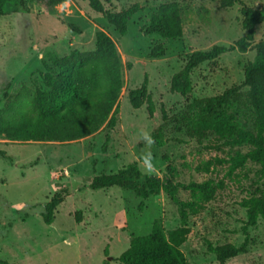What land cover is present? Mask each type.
<instances>
[{
  "label": "rangeland",
  "instance_id": "1",
  "mask_svg": "<svg viewBox=\"0 0 264 264\" xmlns=\"http://www.w3.org/2000/svg\"><path fill=\"white\" fill-rule=\"evenodd\" d=\"M221 0H111L105 7L113 12L135 5L140 10L129 22L128 34L121 36L102 14L91 9L87 0H68L46 7L41 1L27 0L28 12L9 13L0 17V110L7 101L5 90L14 97L23 86L34 90L41 85L37 70L49 52L60 56L72 50L91 51L96 47V32H106L115 42L125 65V86L120 99L117 124L103 128L94 136L69 144L20 143L0 136V260L9 264H122L119 256L129 248L133 237L147 235L155 221L168 232L179 226L177 206L162 193L144 201L127 190L110 188L91 190L89 181L101 174H114L131 163H137L146 174L142 157L150 152L157 172L162 177L170 167V175L181 183L225 179V189L204 210L190 219L191 234L182 247L188 264H216L208 252L214 246L244 241L246 210L241 201L253 194H264V173L258 164L249 162L230 180L226 166L215 173H197L195 167L219 156L251 147L213 149L215 136L199 142L178 131L172 120L163 121V111L171 119L187 112L196 99L213 98L244 82V67L256 52L238 50L220 56L214 62L194 69L192 92L183 97L171 91V82L198 50L208 51L215 45L231 46L245 36L242 27V4L260 9L264 0H241L233 8H222ZM178 3L183 10L184 35L179 40L146 36L143 29L160 5ZM79 29L72 30L71 26ZM264 40V23L256 27L253 45ZM156 45L166 49L161 58L150 53ZM148 82L150 98L155 106L150 116L148 104L140 109L131 106L128 94ZM37 81V83H34ZM246 91V88H242ZM163 127L167 144L158 148L141 140V132ZM248 129L256 132L252 115ZM110 136L106 151L103 145ZM179 139L181 142L174 141ZM148 175V174H147ZM67 189L66 201L55 212L52 225L43 220L45 206L56 191ZM183 200L187 192H180ZM81 213L77 223L76 213ZM251 247L228 264H264V221L247 230ZM112 258L111 260L109 259Z\"/></svg>",
  "mask_w": 264,
  "mask_h": 264
},
{
  "label": "trees",
  "instance_id": "2",
  "mask_svg": "<svg viewBox=\"0 0 264 264\" xmlns=\"http://www.w3.org/2000/svg\"><path fill=\"white\" fill-rule=\"evenodd\" d=\"M27 0H0V17L9 13L28 12ZM46 7L59 5L68 0H37ZM77 1V0H71ZM91 9L113 25L121 36L128 34L129 22L140 10L135 5L125 11L113 12L105 7L111 0H87ZM241 0H221L222 8H233ZM242 27L245 36L235 45H215L208 51L198 50L186 58L183 69L174 75L171 91L187 97L192 92L191 76L194 69L204 63L214 62L220 56L235 50L246 53L256 52L253 61L244 67V82L234 86L223 94L213 98L194 100L187 112L179 117L169 118L163 111V121L172 120L178 131L185 132L190 139L199 142L215 136L218 144L213 149L223 147L249 146L244 153L236 151L225 158L215 156L195 167L197 173L213 174L226 166L225 176L232 180L238 171L249 162L258 164L264 173V40L253 45L256 27L264 23V6L255 9L242 4ZM183 10L178 3H165L159 6L151 16L149 24L143 29L146 36L157 35L165 40H179L184 35ZM72 30L79 32L75 26ZM166 49L156 45L150 56L161 58ZM43 69L37 70L41 85L34 90L23 86L13 97L8 90L3 97L7 101L0 110V136L6 140L20 143H61L79 142L97 134L103 128L113 129L117 124L120 111V99L125 86V65L113 39L104 31L96 32V47L91 51L72 50L68 55L60 56L55 52L47 53L41 60ZM34 83H37L35 81ZM246 88V91H242ZM131 106L140 109L146 103L150 116L155 106L150 98L148 82L145 79L141 87L128 94ZM252 115L256 132L248 129L247 118ZM152 137L158 148L167 144L163 127L157 128ZM110 136H106L103 150L106 151ZM174 141L181 142L179 139ZM0 157L7 158L5 151ZM170 167L162 177L144 174L137 163L114 174H101L92 178L88 187L91 190L121 188L133 192L140 198V209L150 197L165 193L177 206L180 218L179 226L166 232L159 221H155L152 231L147 235L133 237L129 248L118 258L122 264H188L182 247L191 234L190 219L199 215L205 206L213 202L219 191L225 189V179L188 184L176 181ZM180 192H187L189 198L183 200ZM69 192L67 189L56 191L45 206L43 220L52 225L57 208L62 205ZM241 207L246 210L247 221L243 227L245 238L242 244L226 243L214 246L208 243V252L215 257L216 264L228 262L240 255L247 254L251 241L248 228L256 227L264 221V194H253L244 198ZM77 223L81 222V213H76ZM0 264H9L0 260Z\"/></svg>",
  "mask_w": 264,
  "mask_h": 264
},
{
  "label": "clouds",
  "instance_id": "3",
  "mask_svg": "<svg viewBox=\"0 0 264 264\" xmlns=\"http://www.w3.org/2000/svg\"><path fill=\"white\" fill-rule=\"evenodd\" d=\"M141 140L147 145L151 146L155 143V139L149 132H141ZM143 163L145 165V172L148 175L155 174L157 172L156 166L152 163V155L150 152L145 153L142 157Z\"/></svg>",
  "mask_w": 264,
  "mask_h": 264
},
{
  "label": "water",
  "instance_id": "4",
  "mask_svg": "<svg viewBox=\"0 0 264 264\" xmlns=\"http://www.w3.org/2000/svg\"><path fill=\"white\" fill-rule=\"evenodd\" d=\"M109 259L111 260L112 258L109 257Z\"/></svg>",
  "mask_w": 264,
  "mask_h": 264
}]
</instances>
